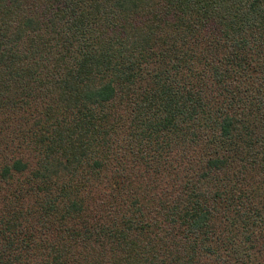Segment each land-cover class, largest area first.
<instances>
[{
	"label": "trees",
	"instance_id": "trees-1",
	"mask_svg": "<svg viewBox=\"0 0 264 264\" xmlns=\"http://www.w3.org/2000/svg\"><path fill=\"white\" fill-rule=\"evenodd\" d=\"M0 264H264V0H0Z\"/></svg>",
	"mask_w": 264,
	"mask_h": 264
}]
</instances>
